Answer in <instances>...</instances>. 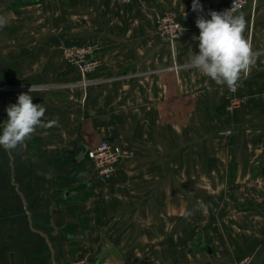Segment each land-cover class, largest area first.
<instances>
[{"label":"crops","instance_id":"obj_1","mask_svg":"<svg viewBox=\"0 0 264 264\" xmlns=\"http://www.w3.org/2000/svg\"><path fill=\"white\" fill-rule=\"evenodd\" d=\"M230 1L200 0L202 15ZM242 12L257 60L231 92L188 62L192 0H0V124L31 86L58 117L0 148V264H264V0ZM87 45L99 65L82 85L63 51ZM104 139L131 154L108 182L85 155Z\"/></svg>","mask_w":264,"mask_h":264},{"label":"clouds","instance_id":"obj_2","mask_svg":"<svg viewBox=\"0 0 264 264\" xmlns=\"http://www.w3.org/2000/svg\"><path fill=\"white\" fill-rule=\"evenodd\" d=\"M192 11L198 14L195 23L200 33L198 37L193 36V40L199 42V54L191 53L190 66L217 85L226 86L229 91L237 90L257 60L252 42L245 36L247 20L243 12L236 14L231 8L222 12L208 10L211 18L206 19L200 0H192ZM8 23L9 18L0 14V28ZM31 91L32 86L6 108L8 118L0 124V148L5 151L22 146L37 128L48 129L58 123V117L44 120L46 108L41 103H33ZM198 210L206 212L207 208L199 204Z\"/></svg>","mask_w":264,"mask_h":264},{"label":"built area","instance_id":"obj_3","mask_svg":"<svg viewBox=\"0 0 264 264\" xmlns=\"http://www.w3.org/2000/svg\"><path fill=\"white\" fill-rule=\"evenodd\" d=\"M121 5L130 4L133 2H140L142 0H114ZM248 4V0H231L222 7L220 12L232 9L234 13H241ZM156 33L163 41L169 44L172 51H175L177 41L181 38L183 33V25L172 15H166L158 18L156 23ZM97 48L94 45H87L82 47L67 48L63 51L64 58L72 65L76 66L81 74L80 84L89 85L91 81L87 82L88 76L95 72L99 62L95 59ZM89 79V78H88ZM236 91V90H235ZM234 92V91H231ZM240 100L233 98L232 105L238 104ZM223 136H231L230 130H225L220 133ZM85 155L93 163L96 174L103 182L110 181L117 166L131 156L130 152L124 150L120 146L112 144L109 140L104 139L97 146H90L87 148ZM251 258L245 257L236 264H250ZM71 264H101V261L94 256H85L75 259Z\"/></svg>","mask_w":264,"mask_h":264},{"label":"rangeland","instance_id":"obj_4","mask_svg":"<svg viewBox=\"0 0 264 264\" xmlns=\"http://www.w3.org/2000/svg\"><path fill=\"white\" fill-rule=\"evenodd\" d=\"M113 1H114V0H113ZM114 2H115V1H114ZM115 3H116V2H115ZM116 4H118V3H116ZM118 5H119V4H118ZM120 5H121V4H120ZM86 80H87V82H89V81H90V79H88V78H87Z\"/></svg>","mask_w":264,"mask_h":264}]
</instances>
